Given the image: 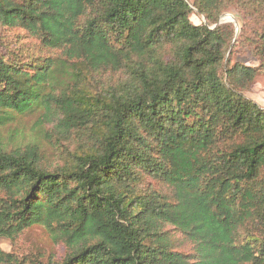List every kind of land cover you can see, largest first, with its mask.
<instances>
[{
  "label": "trees",
  "instance_id": "obj_1",
  "mask_svg": "<svg viewBox=\"0 0 264 264\" xmlns=\"http://www.w3.org/2000/svg\"><path fill=\"white\" fill-rule=\"evenodd\" d=\"M11 29L0 239L38 224L62 252L0 264H264V0H0Z\"/></svg>",
  "mask_w": 264,
  "mask_h": 264
},
{
  "label": "rangeland",
  "instance_id": "obj_2",
  "mask_svg": "<svg viewBox=\"0 0 264 264\" xmlns=\"http://www.w3.org/2000/svg\"><path fill=\"white\" fill-rule=\"evenodd\" d=\"M190 20L195 24H199L204 20V17L192 12L190 14ZM219 20L221 22L233 23L236 30L235 37L237 38L238 30L241 25V15L239 12L232 7L228 8L219 16ZM17 30L11 29L7 32H0V39L13 37L18 34L19 30ZM231 58L233 62H239L251 66L258 65V61L251 54L248 47L239 42L233 47ZM245 94L261 107H264V74H258L255 77L251 87L245 92ZM31 117L32 116L29 115L26 118L30 119ZM26 124L27 126L29 125L28 122ZM29 133L30 131L27 129L26 134ZM0 248L3 251L12 252L21 257L40 258L42 261H45L50 256H58L62 252L61 246L55 244L46 230L38 224H34L25 229L14 240L1 238ZM182 249L190 251V245L184 243Z\"/></svg>",
  "mask_w": 264,
  "mask_h": 264
},
{
  "label": "water",
  "instance_id": "obj_3",
  "mask_svg": "<svg viewBox=\"0 0 264 264\" xmlns=\"http://www.w3.org/2000/svg\"><path fill=\"white\" fill-rule=\"evenodd\" d=\"M219 23H221V21L219 20Z\"/></svg>",
  "mask_w": 264,
  "mask_h": 264
}]
</instances>
